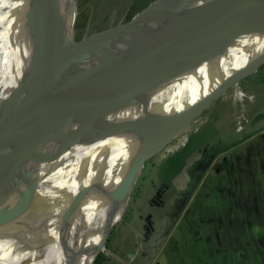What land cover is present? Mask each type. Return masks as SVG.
<instances>
[{
  "label": "bare ground",
  "instance_id": "1",
  "mask_svg": "<svg viewBox=\"0 0 264 264\" xmlns=\"http://www.w3.org/2000/svg\"><path fill=\"white\" fill-rule=\"evenodd\" d=\"M258 1H239L226 11L214 12L197 0H187L175 15L180 19L174 21L199 34L198 47L206 42L211 45L210 56L198 64L196 60L197 66L167 82L148 99L145 82L125 101L88 121L25 137L12 130L1 114L11 88L22 76L37 75L57 85L49 89L48 105L64 99L106 67L111 59V38H100L80 48L70 39L58 65L34 70L27 61L22 62L18 46L27 41L34 48L39 38V32L35 34L34 26L29 28L26 20L38 8V1L31 0L32 10L30 0H0V143L7 144L6 151L0 152V162L33 171L38 178L36 203L30 215H17L0 203V264H94L98 254L106 250L110 231L122 222L138 179L112 196L134 156L138 140L134 130L151 110L168 114L198 102L230 72L264 52V19L259 32H245L248 23H243L237 37L230 43L227 39L243 7L251 11ZM70 2L62 0L67 25L73 22ZM45 10L34 15L35 22ZM263 14L264 7L254 11V15ZM195 20H200L199 24L192 26ZM213 22L218 23L213 30L204 27ZM177 41L182 52H189V37ZM83 192L88 195L82 197ZM41 210L47 211L46 217H36Z\"/></svg>",
  "mask_w": 264,
  "mask_h": 264
},
{
  "label": "water",
  "instance_id": "2",
  "mask_svg": "<svg viewBox=\"0 0 264 264\" xmlns=\"http://www.w3.org/2000/svg\"><path fill=\"white\" fill-rule=\"evenodd\" d=\"M35 1H38V8L26 20L29 28L34 26L35 34L37 31L39 32V38L35 41L36 47L33 48L31 42L27 41L18 46L21 51L20 59L22 62L27 61V64H30L34 70H43L58 65L65 56V45L70 39L74 43L84 46L91 45L100 38L110 39L115 33L119 45L106 67L89 84L50 105L47 104V100L50 95L49 89L53 84L46 77L22 76L20 82L13 90L11 88L9 97L3 102L1 114L12 130L25 137L43 135L55 129L88 121L125 101L145 82L147 87L145 95L148 99L162 89L167 82L197 66L196 64L210 56L209 53L213 51L212 46L207 42L198 47L196 43L198 44L199 34L193 32V29L188 31L183 22L174 21L184 0H157L140 20V23L127 32L119 34L117 31H113L107 37L81 41H76L74 36L78 17L77 8H75L73 24L70 29L66 23L62 0ZM197 1L208 10L221 12L230 9L239 1L241 3L247 0ZM248 1L250 3L253 0ZM29 7L33 10L31 0ZM45 7L44 15L40 17L38 23L35 22L34 15L41 13ZM261 7L263 10L264 0H259L251 11L243 10V7L236 20L235 28L227 38L228 43L240 33L238 30L243 23L244 25L248 23L245 32H259L264 14L262 16L254 15V11L260 10ZM172 21L174 22L172 23ZM199 21L195 20L192 26L198 25ZM217 25L218 23L213 22L211 25L205 24L204 27L211 28V31ZM200 27L204 28L203 25ZM182 37L190 38L188 46L190 53L182 52L178 47L177 40ZM218 41V39H214L215 44L219 43ZM204 53L208 54L203 55ZM81 59L82 57L78 61ZM76 61L74 66L77 65ZM263 66L264 52L248 61L242 68L230 72L209 94L198 102L185 106L181 111L166 114L158 110H151L147 118L134 130V134L138 138L133 149L134 156L112 196L121 192L136 177L139 178L145 164L183 134L213 102L224 96L232 87H237L241 81L254 76ZM2 72L3 67L0 69V73ZM5 72L7 73V71ZM22 81H25L26 84H22ZM56 86L54 84L51 90ZM4 142L0 143V152L6 151L7 144ZM17 166L0 162V203L17 215L28 216L32 213L31 210L36 203L38 178L33 171L22 170ZM199 174V171H196L189 182L188 192L192 190ZM86 195L88 192L85 194L83 192L82 197ZM46 216V210H41L36 214V217L39 218ZM149 237L148 234L145 235L146 239Z\"/></svg>",
  "mask_w": 264,
  "mask_h": 264
},
{
  "label": "rangeland",
  "instance_id": "3",
  "mask_svg": "<svg viewBox=\"0 0 264 264\" xmlns=\"http://www.w3.org/2000/svg\"><path fill=\"white\" fill-rule=\"evenodd\" d=\"M156 1L71 0L69 6L72 4V11L74 12L75 8L78 11L74 30L75 39L81 41L107 37L113 31L119 34L127 32L140 23ZM186 1L184 0L182 5ZM72 24L73 22L68 25L70 29ZM115 37L113 33L108 42L109 58L114 56V51L119 45ZM74 44V47L78 45ZM250 116L253 119L249 127L241 129L249 122ZM256 120L257 126L254 124ZM263 126L264 68L260 73L241 81L237 87L229 89L224 96L213 102L183 134L145 164L130 194L128 206L124 209L122 222L110 231L105 242L106 250L99 254L103 255L101 264H131L132 262L153 264L156 250L150 247V243L146 245L147 232L144 233V228L147 230L153 228L155 232V228L169 224V218L178 205L175 199L171 200L180 196L181 190L187 187L185 183L194 172L193 168L196 165H203L202 162L205 159L212 160L223 152H226L227 156L238 154V150L229 153L227 150L224 151V148L222 152L215 153L221 148L214 146L211 152L207 153L209 156L201 161V156L196 155L194 161L197 147L212 138L215 140L212 144L215 145L218 141L222 143V146L224 144V147H229L231 142L239 143ZM258 133L260 135L256 136L254 141L264 140V128H261ZM185 145L188 147L183 149ZM182 149L184 152L180 153ZM185 197L188 198L189 195L183 193L181 199Z\"/></svg>",
  "mask_w": 264,
  "mask_h": 264
},
{
  "label": "crops",
  "instance_id": "4",
  "mask_svg": "<svg viewBox=\"0 0 264 264\" xmlns=\"http://www.w3.org/2000/svg\"><path fill=\"white\" fill-rule=\"evenodd\" d=\"M196 198L188 220L158 228L157 264H264L263 171L224 174V190Z\"/></svg>",
  "mask_w": 264,
  "mask_h": 264
},
{
  "label": "flooded vegetation",
  "instance_id": "5",
  "mask_svg": "<svg viewBox=\"0 0 264 264\" xmlns=\"http://www.w3.org/2000/svg\"><path fill=\"white\" fill-rule=\"evenodd\" d=\"M263 68L264 66L256 74L260 73L261 70H263ZM252 119L253 118L250 116L249 122L247 124H244L245 127L243 126L241 127V129H245L249 127L248 125L249 123L252 122ZM254 124L255 126H257V120L256 122H254ZM261 128H264V126ZM260 130L258 132H260ZM258 132H256L254 135L250 136L246 140H243L237 144H235L236 142H231L230 146L232 147L230 146L224 147V144L222 146L221 145L222 143L221 142L218 143V141H216L217 143L214 145L212 144L215 142L214 138L203 143V145H201L202 144L201 143L200 144L201 147L200 145L197 147V149L195 150V155L193 157L194 161H195L196 155L201 156L200 158L201 161L202 159H204V157L206 158L207 156H209L207 155V153L211 152L214 146H220L219 148H221L219 149L218 152H215V153L222 152V149L224 148V151L227 150V152L229 153L238 150V154L236 156H233V155L227 156L226 155L227 153L223 152V153H220L216 158L212 160L205 159V161L202 162L203 165L201 164L196 165V167L193 168L194 172L187 179V182L185 183L187 187L181 190V192L179 193L180 196H176L175 198L171 200L173 201L175 199L178 205L173 215L169 218V224L177 225L180 221H185L189 219L190 208H193L194 206L199 204V201L196 198V191H198L199 189L210 188V189H216L219 191L224 190V174L229 175V174H235V173H240V172H260V171L264 172V140L254 141L256 136L259 137L260 135V133ZM189 143H190V138H189ZM188 146L185 145L183 149L187 148ZM250 147H253V149H248ZM183 149L181 150L182 152L180 151V153L184 152ZM196 171H199L200 178L198 176L194 184L195 187L193 186L192 190L188 192L189 182L193 178ZM183 193H186L187 195H189V197L188 198L185 197L184 199H181ZM176 219H178V221ZM159 227L155 228V232L154 230H152L153 228L152 229L149 228L148 230L144 228L145 229L144 233L147 232V234L150 236L149 240H146L145 242L146 245L147 243L148 244L150 243V247H151V242L156 241L157 230ZM151 248L152 249L155 248L156 250L155 245L152 246ZM154 261L155 262H153V264H157L156 258Z\"/></svg>",
  "mask_w": 264,
  "mask_h": 264
},
{
  "label": "trees",
  "instance_id": "6",
  "mask_svg": "<svg viewBox=\"0 0 264 264\" xmlns=\"http://www.w3.org/2000/svg\"><path fill=\"white\" fill-rule=\"evenodd\" d=\"M103 260V255H99L96 262L94 264H101V261Z\"/></svg>",
  "mask_w": 264,
  "mask_h": 264
}]
</instances>
